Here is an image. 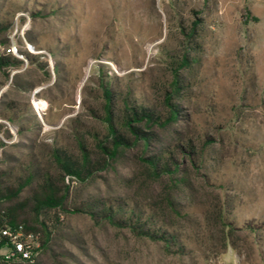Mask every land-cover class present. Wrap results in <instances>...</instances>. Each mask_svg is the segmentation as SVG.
Wrapping results in <instances>:
<instances>
[{"label": "rangeland", "instance_id": "1", "mask_svg": "<svg viewBox=\"0 0 264 264\" xmlns=\"http://www.w3.org/2000/svg\"><path fill=\"white\" fill-rule=\"evenodd\" d=\"M0 21L22 61L0 69V171L12 155L56 175V149L102 161L103 82L159 111L177 88L182 127L210 138L180 180L147 177L137 148L66 181L34 264H264V0H0ZM94 199L135 206L176 242L95 218L83 205Z\"/></svg>", "mask_w": 264, "mask_h": 264}, {"label": "trees", "instance_id": "2", "mask_svg": "<svg viewBox=\"0 0 264 264\" xmlns=\"http://www.w3.org/2000/svg\"><path fill=\"white\" fill-rule=\"evenodd\" d=\"M10 27V23L0 21V34L4 42H7L4 34ZM21 62L12 56L1 57L0 69L17 66ZM102 87L104 98L110 106L108 120L112 129L111 139L105 142L107 145H104V141L96 144L102 161H89L87 156L72 160L68 155L61 156L60 150L56 149L55 162L59 173L54 175L34 165H19L14 156L6 155V168L0 171V227L17 229L21 226L23 232L34 235L41 246H48L51 233L46 219L54 212H57L59 219L67 209L70 188L66 181L85 183L96 171L105 170L111 161L126 151L140 149L142 154L138 160L143 162L145 175L154 181L163 177L180 180L191 166L197 165L210 138L207 137L200 145L190 131L182 127L187 115L177 103V88L170 93L173 97L166 98L165 111H159L136 105L128 97L119 99L120 95L107 82H103ZM115 100L122 102L119 109L114 104ZM115 119L121 121L120 127ZM23 193H26L25 196ZM83 205L97 219L130 227L152 240L167 244L176 242L174 235L156 227L147 216L144 218L142 210L135 206L129 209L121 200L94 199L83 202ZM82 207L74 211L83 212ZM0 264L14 263L0 260Z\"/></svg>", "mask_w": 264, "mask_h": 264}, {"label": "built area", "instance_id": "3", "mask_svg": "<svg viewBox=\"0 0 264 264\" xmlns=\"http://www.w3.org/2000/svg\"><path fill=\"white\" fill-rule=\"evenodd\" d=\"M20 51L17 44L12 40L3 41L0 34V58L12 56L19 59ZM37 90L33 93V99L40 104V100L36 99ZM35 111L39 113L33 102ZM43 111V110H42ZM60 219L63 215L60 214ZM5 248L6 251L0 255V260L9 263L19 262L34 264L42 251V246L32 234H25L20 226L17 229L9 227H0V250Z\"/></svg>", "mask_w": 264, "mask_h": 264}, {"label": "bare ground", "instance_id": "4", "mask_svg": "<svg viewBox=\"0 0 264 264\" xmlns=\"http://www.w3.org/2000/svg\"><path fill=\"white\" fill-rule=\"evenodd\" d=\"M34 104L36 105V108L38 109L39 113L42 110H45V103H44V101H41L40 104H38L37 102H34Z\"/></svg>", "mask_w": 264, "mask_h": 264}]
</instances>
